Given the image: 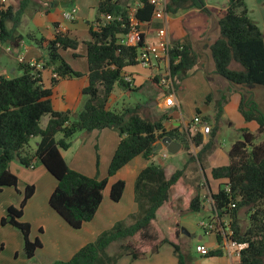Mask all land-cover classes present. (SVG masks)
<instances>
[{
	"label": "trees",
	"instance_id": "16d2710c",
	"mask_svg": "<svg viewBox=\"0 0 264 264\" xmlns=\"http://www.w3.org/2000/svg\"><path fill=\"white\" fill-rule=\"evenodd\" d=\"M32 1L19 0L16 8L8 6L0 10V47L8 45L13 51L30 37L20 34L18 27ZM139 2L140 6L133 15L137 25L150 23L153 6L149 0ZM34 5L37 9L44 7L42 4ZM191 9L210 16L205 0H167L168 16H176ZM107 16L111 19L106 20ZM130 23L127 5L119 0H98L95 22L88 31L89 40L83 42L88 85L81 92L82 105L75 117L54 111L52 91L44 89L41 84L40 74L44 69H50L58 79L80 76L61 55L65 50L76 51L79 42L66 32H60L57 26L52 39L39 36L31 40L44 50L38 60L41 68L22 62L16 68L21 72L18 77L0 76V192L6 187L17 188L18 179L9 170L12 161L17 160L27 168L31 167L34 159L37 160L57 181L49 197V207L74 231L93 220L107 184L106 178L98 180L70 169L63 159L61 153L69 149L70 140L75 134L104 129L118 133L120 141L109 163L108 177L115 175L137 157L148 162L156 153L153 149L157 142L164 137L179 142L182 150H187L189 140L196 146L202 143L199 133L191 137L189 133L179 135L176 130L166 131L163 127L166 114L156 120L141 115L140 111L146 107L144 104L137 103L119 111L108 109L107 104L115 86L128 89L123 80L124 71L137 65L135 59L138 49L144 45V36L141 34L135 47L119 44L121 37L129 32ZM219 26V35L211 44L210 39L206 42L207 53L213 67L212 73L228 83V86L216 89L211 136L214 137L219 128L223 107L234 88L240 94L239 113L246 122L254 121L261 133L264 130V114L253 100V91L264 88L262 33L247 15L244 0H227V9L219 19ZM171 45L168 68L174 89L181 78L201 66L203 61L188 36L181 41L171 42ZM153 81L156 83L158 78L155 77ZM130 91L135 92L137 89L133 87ZM213 96L211 90L205 97V104L210 103ZM45 116H48V122L43 128L41 119ZM204 119L210 121L207 117ZM240 132L242 140L234 142L228 150V164L210 171L213 180L225 181L211 195L213 213L220 220H228L233 241L247 244L239 255V264H264V142L255 144L254 133L247 130ZM57 134H61L60 139H56ZM34 138H39V141L33 155L24 154L25 147ZM211 149L212 142L209 141L195 156H191L190 161H197L204 170V158ZM185 171L183 167L167 178L161 167L152 163L147 165L140 171L134 184L137 212L131 216L133 222H117L111 229L98 235L94 242L82 247L70 260L52 264H117L122 256L135 261L156 253L163 245H170L179 264H185L186 256L155 224L157 211L172 200L181 180L186 184L189 194V201L182 206L183 211L199 213L203 209L201 186L186 182ZM124 189V181L114 183L110 187V200L119 202ZM33 194L34 187L26 186L19 206H9L5 217L1 219L2 225H10L20 232L23 253L28 260H32L37 249L42 247L38 239H30L29 223L21 221L23 209ZM217 228L218 225L212 231L216 232L217 241L220 242L221 233ZM114 244H118L117 251L109 254L107 250ZM220 253V250L209 251L207 256Z\"/></svg>",
	"mask_w": 264,
	"mask_h": 264
},
{
	"label": "crops",
	"instance_id": "0c3cea01",
	"mask_svg": "<svg viewBox=\"0 0 264 264\" xmlns=\"http://www.w3.org/2000/svg\"><path fill=\"white\" fill-rule=\"evenodd\" d=\"M55 0H43V2L51 3ZM64 2H70L69 5L64 6L60 5V9L55 8V4H42L50 8L46 9H37L24 14L22 17L21 23L18 27V32L22 35L28 34L31 39H25L20 43V46L16 50L9 49L8 45H3L0 47V55H7L10 58L14 59L12 64L11 74L15 73L18 66L19 59L22 58L24 63H31L37 65L36 68H40L39 58L44 54L38 47L32 44V38H38L37 36L44 37L49 40L52 39L55 35V28L63 27L66 34L71 38L76 39L79 43L86 42L89 40L88 31L91 25L95 22V13L98 0H92L93 4H80V0H58ZM245 7L247 9V15L249 18L255 22V24L260 29L263 42H264V0H244ZM13 5V4H12ZM129 8V11H135L137 7L140 6L139 0L136 4H125ZM206 8L210 11V14H214L218 21L222 18L227 9V0H205ZM72 9H75V14L72 20H65L63 18L64 13L70 12ZM177 21L179 22V31L173 32L172 29L178 28ZM183 21V25L181 24ZM209 25V16H206L201 11L197 9H191L185 11L176 16H166L164 20H156L152 18L150 23H142L137 25V29L141 35L144 36V43L146 45L153 44L156 42V32L165 28L167 37L171 42L181 41L184 37L188 36L193 47L197 50L202 58L201 66H198L194 71H201L207 76V78L212 79L209 83L210 88L207 83L199 90L200 95H207L211 92H215L217 88L225 89L228 86L224 80L215 77L213 72L212 63L209 60L207 53V44L203 42V35L208 29ZM11 26L10 24L8 25ZM82 37V40H81ZM215 36L210 38L209 43L214 40ZM209 39V38H208ZM85 46V45H84ZM79 47V46H78ZM202 50H200V49ZM78 49V48H77ZM77 51V50H76ZM76 51H63L61 53L63 59L66 63L77 73L80 74L79 77L57 79L53 83V73L50 69H44L41 71V84L44 89H50L52 91V106L54 111L61 113H69L71 117H75L81 109L82 105V90L88 85V68L87 62L85 59V52L83 54H78ZM16 55H13V53ZM75 54L76 57L73 55ZM77 59H81L80 66L77 67ZM85 61V62H84ZM167 62L159 63L156 69H144L139 65L133 67H128L125 69L123 75H129L133 80V87L138 89L140 87H146L150 83H154V78L163 73L167 68ZM0 76L6 78H11L7 75V71L0 69ZM220 80L222 81L220 83ZM155 85L161 87L158 83ZM221 85V87H220ZM179 84L177 88H179ZM208 87V88H207ZM119 90V92L117 91ZM210 90V91H209ZM132 91L125 89L124 86L114 88L113 93L110 96L107 107L109 110L113 108L121 95H131ZM198 92V91H197ZM118 93V95H117ZM150 94V96H149ZM147 98L149 104L156 106L157 112H164L166 114V119L163 121V127L166 131L176 130L179 135L183 133H189L192 137L191 126H193V120L196 117L202 118L205 121V117L210 119L211 131L213 127V116L215 114L214 100L217 97H213L212 101L206 104V109L202 110L200 107H194L196 114L189 121H185L182 115V105L183 98L176 94L174 90L175 100L177 102L176 106L171 109L164 108L165 97L164 93L161 91H156L155 93L149 92ZM155 101V104L153 103ZM240 103V94L238 89L234 88L228 94V99L226 104L223 107V115L219 122V126L224 119L226 112H231L236 114V118L240 121L239 127L236 130H247L251 133H254L255 130H258V125L254 122H246L241 114L238 111ZM148 105L147 103H138ZM205 105V102L204 104ZM149 106V105H148ZM202 106V105H201ZM150 107V106H149ZM228 112V113H229ZM230 114V113H229ZM150 118V117H149ZM159 119V118H157ZM225 120V119H224ZM48 122V116H45L41 119V126L44 128ZM206 122V121H205ZM219 129V128H218ZM218 131V130H217ZM201 135L202 143L199 146H196L189 140V148L187 150L190 155L195 156L202 148L203 145L207 144L209 141L212 142L213 149L211 152L204 158V170L199 167V170L194 168L193 173L196 175V179H193L192 171H185L186 182L193 184L194 186H201V196L203 203V209L199 213L205 214L204 217H208V220L200 219L194 215V213H187L183 211L182 206L189 201V194L186 190V184L181 180L174 191L172 200L169 203L164 204L156 213V227L160 230L162 234L160 224L169 221L172 224L171 231L169 234H164L170 241L177 245L180 250L183 249V255L186 256L184 260L185 264H239V257L231 254L228 244L226 241V230H227V219H218L213 213V205L211 195L216 193L224 180H213L211 178L210 171L212 168L225 166L228 164V150L224 151V147L218 146L216 141V133L214 137L210 134ZM76 137V138H75ZM75 139L72 140V143L68 150L62 151V157L66 161L70 169L79 172L90 178H97L98 180L107 179L106 187L103 191V200L97 213L95 214L91 222L85 223L80 230L74 231L66 226L61 218L49 207V197L57 186V181L47 172V170L40 164H33L31 167H21L18 162L12 161L9 164V170L11 173L16 175L18 182L17 188L13 189L10 187L3 188L0 192V225L1 219L5 217L6 210L9 206L17 207V204L21 202V198L18 199L15 197V192L23 193L26 186L34 187V194L29 199L27 204L23 209V217L32 213L33 219L25 220L24 222L29 223L30 230V239L34 241L38 239L41 243V246H46V243L41 239L40 235L37 233L41 232L48 235L52 241H56V247L54 249L55 253H51L50 256L45 250L44 262L42 264H52L56 261H68L72 256L77 253L82 247L88 243L93 242L100 232L105 230H97L96 228L91 227V223L96 219L99 210L107 206V204H112L110 200L109 193L110 187L118 182L124 181L125 189L121 196L119 202L115 205L118 208V212L111 218H109V226L114 224V222L119 220L127 219L130 215L136 212V205L134 203L133 189L135 180L142 169H144L149 164H154L161 167L164 170L165 176L168 178L176 170L182 169L185 164L183 163V150L182 145L179 151L171 155L165 150L157 151L155 155L148 161H144L141 157H137L129 162L126 166L120 169L115 175L108 177L107 170L109 163L111 161L112 155L115 152L120 137L116 131L110 129L104 130H95L93 132H81L75 135ZM34 144L39 141V138H34ZM231 147V146H230ZM28 152V148H25L23 151L24 154ZM35 151V148H34ZM167 155L166 158H163V155ZM172 156L171 162L165 164V160L170 159ZM198 174H201V179L198 177ZM204 184V186H203ZM15 194V195H14ZM21 200V201H20ZM20 204V203H19ZM198 213V214H199ZM204 225H213L215 229L218 225V230L221 233L220 242L217 241V235L215 231L209 230L203 226ZM217 224V225H216ZM4 227L0 228V244H2L3 249L5 248V237L1 233L2 231L11 233L15 236L16 247H14V254L16 259H22L24 256L23 252V242L22 250L18 244V240L21 244L22 238L16 232L11 229H14L10 225H2ZM105 227L106 230H108ZM181 230L187 232L188 235L184 234ZM90 235L84 237V233H89ZM20 233V232H18ZM192 237L195 238L194 246L204 245L210 251L220 250V255H214L210 257H215L210 260H201L199 263L191 260V256L185 251L188 246H192ZM39 253L36 252L35 258H39ZM201 257V256H200ZM209 257V256H207ZM32 259V260H33ZM117 264H179L177 256L173 252V248L170 245L161 246L156 253L148 254L145 257L131 261L129 258L120 259Z\"/></svg>",
	"mask_w": 264,
	"mask_h": 264
},
{
	"label": "rangeland",
	"instance_id": "374dc122",
	"mask_svg": "<svg viewBox=\"0 0 264 264\" xmlns=\"http://www.w3.org/2000/svg\"><path fill=\"white\" fill-rule=\"evenodd\" d=\"M119 1L122 4H136V2L138 0H119ZM18 3H19V0H6L5 4H6V7L13 6V7L16 8ZM64 3H68V2H64V1L62 2V1L55 0V1H53L51 3H47V4H49V6H50V4H55V8L57 10H59L60 9V5L64 4ZM31 4L32 5L30 6L29 12L36 10L34 4H46V3H44L43 0H33L31 2ZM80 4H93V1L92 0H80ZM42 8L46 9V10L50 9L48 7V5L44 6ZM94 13H95V16H96V10H94ZM181 24L183 25V21H182ZM177 25H178V28L172 29L173 32L179 31V22L178 21H177ZM37 37H39V35ZM210 38L211 37H209V39ZM81 40H82V37H81ZM169 42L171 43L170 40H169ZM31 43L33 44V42H31ZM40 50L42 51V53H44V50H42V49H40ZM65 51H69L70 52V50H65ZM84 52H85V46L82 43H79V47H78L76 53L83 54ZM13 55H16V53L14 52ZM13 62H14L13 58L8 57L7 55H2V56L0 55V69L7 71V75H9L12 78L13 77H18L19 75H21V72L19 70H17V69H16L15 73L11 74V70L10 69L12 68L11 66H12ZM22 62L24 63V61H22ZM76 62H77V64H76L77 67H79L80 66L79 64H81V59H77ZM219 79H221V78H219ZM211 80L212 79H210V81ZM210 81H209V78H207V76L201 71V69H199L198 71L197 70L196 71L192 70L185 77H183V78H181L179 80V85H180L179 88H177V86L174 88L175 91H176V94L183 98V105H182V110L181 111H182L183 119L186 122L189 121L193 116H195L196 111H195L194 107H200V109H202V110L206 109V104L203 105L204 102H205L206 95L205 94L204 95H200L199 94V90L203 86V84H206V83H207L208 87L210 88V85L208 83ZM221 82L222 81L220 80V83ZM220 87H221V85H220ZM157 90L161 91V92H164L162 87H159V86L155 85L154 83H152V84L150 83L148 86H146V87L144 86L143 88L140 87V88L137 89V91L131 92L130 93L131 95H129V96L126 95V94L125 95H121V97H120V99H118L116 105L113 108H110V109L112 111H119L123 107H131V106H134L135 104L140 103V102L141 103H147L149 105L148 98H147L149 92L151 93V95H153L152 93L153 92L155 93ZM117 91L119 92V90H117ZM117 95H118V93H117ZM149 96H150V94H149ZM213 97H217V90H215ZM253 100L256 103L259 111L264 114V88H262V89L261 88H259V89L256 88L253 91ZM148 105H146V107H144L140 111L141 115H143L144 117H150L151 119L156 120L157 118H160L161 115L165 114L164 112H159V111L157 112V110L155 108L156 106L149 107ZM228 112H226L225 117H224L225 120L222 119V123L220 124L219 129L216 132L217 145L221 146V147H224L223 148V149H225L224 151L229 150L230 146L234 142H236L238 140H242L241 132L239 130H236V128L239 127V125H240V121H238V119L236 118V114L235 113L229 112L230 113L229 114ZM200 119H202V118H200ZM206 122L208 123L210 121L206 120ZM192 132H193V130L191 129V133ZM79 133H81V132H79ZM254 134H255V137H256L255 142H254L255 144H259V143L264 142V130L261 133H259L258 130H255ZM75 135L71 138V140H70L71 143H72V140L76 138ZM60 138H61V134H57L56 135V139H60ZM213 147L214 146L212 144V149H213ZM25 148H28V152L26 151V153H28L29 155H33L34 148H35L34 140L32 139L29 142V144L27 145V147H25ZM188 148H187V150H188ZM187 150H183V163L184 162H188V163L185 164L183 167H185V169L187 168V171L188 170L192 171V176H193V179L195 180L196 179V175L193 173V170H194V168L196 170H199V163L197 161H190V158H191L192 155H190V153H188ZM169 158L170 159H167V160L164 161L165 164L167 162L168 163L171 162L170 160H171L172 156H170ZM14 161L18 162L17 160H14ZM32 163L40 165V162H38L35 159L32 161ZM18 164H20V163L18 162ZM20 166L25 168L21 164H20ZM198 177L201 179L202 178L201 174H198ZM203 186H204V184H203ZM10 188H12V187H10ZM14 192L16 194V195L14 194L15 197L18 198V199L21 198V200H22L23 193H19V192H16V191H14ZM133 192H134V189H133ZM133 195H134V203L136 205V212H137V204L135 202V194L133 193ZM19 203L17 204V207L19 206ZM117 203L113 202L112 204H114V205L107 204V206L102 207L99 210L96 219L93 221V223H91V227H93V228L97 227L98 231H100V230L107 231L105 229L106 226L109 227V228H107L109 230L117 222H120V221L125 222L126 224L132 223L133 220L131 219V216L134 215L136 212L134 214L130 215L127 219L116 221V222H114V224L109 226V223H110L109 218H111L113 216V214H115L116 211L118 212V209H117L118 207L115 206ZM194 215L197 216L200 219L203 218L206 221L208 220V217L207 216L204 217L205 214L203 215V213L202 214L201 213H199V214L198 213H194ZM32 219H33L32 213H28L26 215V217L22 216L21 221H25V220L32 221ZM63 223L66 225V223L64 221H63ZM2 227H4V226L0 225V228H2ZM160 227H161V230L163 231V233L167 235L171 231L172 224L169 221H166L165 223L160 224ZM11 230L16 232L18 235L20 234V233H18L19 231L17 229H15V228L11 229ZM2 232L3 233H1V234L4 235L6 241H5V244H4V246H5L4 249H3V246H2L3 243L0 244V264H42V262H44V254L41 255L43 250H45L47 252V254H49V256H50L51 253H55L54 249L56 247V241H52V239L48 235L43 234L41 232L40 233L38 232L37 235L41 234L40 235L41 239L46 243V246L37 249V252L40 254L39 258H35L33 260H28V259H26V257H23L22 259H16L15 258V254H14V247H16V242H15V239H14L15 236L12 235L11 233H8V232L5 233V231H2ZM101 233L102 232H100V234ZM90 234H91V232L84 233V237H87ZM19 236H20V238H22L21 235H19ZM191 241H192L193 247L192 246H188L185 251L191 256V260L192 261H195L196 263H199V261H201V260H206L207 261V260L215 258V257H203V256L200 257V255L195 252V246L193 244V243H195V238L192 237ZM18 244L20 245V249L22 250V241H21V244H20V242L18 240ZM117 247H118V244L112 245L110 248H108V250H107L108 253L109 254H113L114 252L117 251ZM22 252H23V250L21 251V253ZM181 253L183 254V249L181 250ZM122 258L126 259V258H129V257L122 256L120 259H122Z\"/></svg>",
	"mask_w": 264,
	"mask_h": 264
},
{
	"label": "built area",
	"instance_id": "2783aa9c",
	"mask_svg": "<svg viewBox=\"0 0 264 264\" xmlns=\"http://www.w3.org/2000/svg\"><path fill=\"white\" fill-rule=\"evenodd\" d=\"M6 0H0V10H4L6 8ZM149 3L153 6V15L152 18L156 20H164L167 16L166 14V4L167 0H149ZM75 9H72L68 13L63 14V18L65 20H72ZM134 12H130V29L127 34H125L121 39L119 40V44L123 46H130L135 47L138 44L139 41V35L140 32L137 29V22L134 19ZM106 20H110L111 17L107 16L105 17ZM96 28V26L94 27ZM60 32H65L63 27L58 28ZM172 48L171 43L169 42V39L167 37V33L165 28H161L156 32V42L153 44L144 45L138 49V54L136 56L135 62L137 65L141 66L144 69H156L159 63H165L168 64V55ZM24 61L22 58L19 59V62L22 63ZM30 66H35L31 63H29ZM41 68V66H40ZM54 79H58L56 74H53ZM124 82L128 85V89L131 90L133 88V80L129 75L123 76ZM158 83L163 88V93L165 97L164 102V108L165 109H171L174 108L177 104L174 96V89L172 85V81L170 78L169 68L167 65V68L158 76ZM193 126L191 129L193 130L192 134L195 135L196 133L202 132L203 134H210L211 133V126L200 119L199 117L194 118ZM167 155H163V158H166ZM201 226L213 230L214 226L211 224ZM227 230H226V241L228 244V248L231 252V254L239 257L242 250H244L247 247L246 243H238L236 241H233L231 239L232 237V231L228 227L227 222ZM209 249L205 247L204 245H196L195 246V252L199 254L200 256L206 257L209 254Z\"/></svg>",
	"mask_w": 264,
	"mask_h": 264
},
{
	"label": "water",
	"instance_id": "95a60500",
	"mask_svg": "<svg viewBox=\"0 0 264 264\" xmlns=\"http://www.w3.org/2000/svg\"><path fill=\"white\" fill-rule=\"evenodd\" d=\"M69 4L70 3H64L62 5L67 6ZM219 30H220V26L217 17L214 14H210L209 25L207 31L203 35V42H206L209 37L212 36L217 37L219 35ZM153 103L155 104V101H153ZM149 106L152 107L153 104H149ZM180 148L181 145L179 143L175 142L169 137H164L163 139L157 142L156 147L153 149V151L157 152V151L165 150L167 153L174 155L179 151ZM202 202L205 203V200H203ZM182 231L184 230H181V232ZM183 233L188 235L187 232L185 231Z\"/></svg>",
	"mask_w": 264,
	"mask_h": 264
}]
</instances>
